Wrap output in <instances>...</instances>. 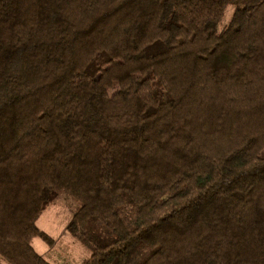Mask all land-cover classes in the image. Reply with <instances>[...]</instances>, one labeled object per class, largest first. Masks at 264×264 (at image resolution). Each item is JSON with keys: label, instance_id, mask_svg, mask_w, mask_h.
<instances>
[{"label": "trees", "instance_id": "obj_1", "mask_svg": "<svg viewBox=\"0 0 264 264\" xmlns=\"http://www.w3.org/2000/svg\"><path fill=\"white\" fill-rule=\"evenodd\" d=\"M63 193L85 264H264V0H0L8 264Z\"/></svg>", "mask_w": 264, "mask_h": 264}, {"label": "rangeland", "instance_id": "obj_2", "mask_svg": "<svg viewBox=\"0 0 264 264\" xmlns=\"http://www.w3.org/2000/svg\"><path fill=\"white\" fill-rule=\"evenodd\" d=\"M234 10V5L227 7L220 28L228 24ZM77 206L73 198L63 193L47 206L37 221V225L54 239V244L51 246L37 237L33 239V246L52 264H85L90 255L89 251L68 230V224ZM0 264L8 263L0 256Z\"/></svg>", "mask_w": 264, "mask_h": 264}]
</instances>
